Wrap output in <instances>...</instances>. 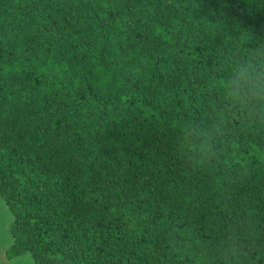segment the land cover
Instances as JSON below:
<instances>
[{"label":"trees","instance_id":"obj_1","mask_svg":"<svg viewBox=\"0 0 264 264\" xmlns=\"http://www.w3.org/2000/svg\"><path fill=\"white\" fill-rule=\"evenodd\" d=\"M5 258L264 264V0H0Z\"/></svg>","mask_w":264,"mask_h":264},{"label":"rangeland","instance_id":"obj_2","mask_svg":"<svg viewBox=\"0 0 264 264\" xmlns=\"http://www.w3.org/2000/svg\"><path fill=\"white\" fill-rule=\"evenodd\" d=\"M13 216L2 198H0V264H35L29 255L7 260L6 251L13 244L11 223Z\"/></svg>","mask_w":264,"mask_h":264}]
</instances>
